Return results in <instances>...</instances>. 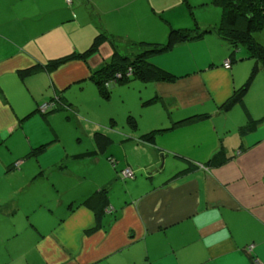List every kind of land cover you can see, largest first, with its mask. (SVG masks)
<instances>
[{"label":"crops","instance_id":"1","mask_svg":"<svg viewBox=\"0 0 264 264\" xmlns=\"http://www.w3.org/2000/svg\"><path fill=\"white\" fill-rule=\"evenodd\" d=\"M107 1L100 0L104 13L89 0H0V154L3 159L16 154L3 162L9 165L0 178L14 174L21 186L31 182L28 186L54 190L46 202L23 207L32 214L33 235L18 258L0 263L264 264L263 71L243 100L225 111L223 103L246 82L253 61L229 58L227 44L215 32L151 58L180 77L174 82L117 84L108 99L90 78L111 59L107 42L86 60L52 71L41 68L84 51L100 31L112 35L122 53L140 39L163 43V16L168 10L180 13L186 0H141L139 6L134 4L140 0ZM89 8L93 14L86 15ZM212 8L200 22L204 28L218 20L220 8ZM127 20L151 29L149 38L128 33ZM205 41L217 54L201 47ZM33 66L39 68L30 76L18 74ZM128 88L136 101L121 99L116 110L111 98ZM54 97L60 102L53 112H59H37ZM201 114L209 117L179 123ZM249 115L254 122L243 133ZM70 121L74 135L63 127ZM153 130V139L143 138ZM97 132L111 139L101 152ZM25 153L36 158L31 176L13 162ZM125 168L132 178L123 177ZM103 189L106 207L97 219ZM10 198V207L0 203L1 216L22 208ZM39 209L47 214L45 223L35 216ZM14 235L0 233V240Z\"/></svg>","mask_w":264,"mask_h":264},{"label":"trees","instance_id":"2","mask_svg":"<svg viewBox=\"0 0 264 264\" xmlns=\"http://www.w3.org/2000/svg\"><path fill=\"white\" fill-rule=\"evenodd\" d=\"M72 1L73 0H71L69 4H72ZM65 2L68 3L66 0ZM211 3L221 9L220 22L215 30L206 28L202 31L199 30L198 27V30L170 27L165 42L140 41L130 43L129 48L131 51L128 53H122L119 50L112 35L100 31L94 37L90 46L84 51H74L67 55L52 59L46 65L40 67L52 71L67 62L86 60L89 56L97 52L102 43L107 42L112 49L111 59L95 70L90 78L96 84L100 96L104 99H108L110 97L111 88L117 84H129L136 80L143 83L174 82L180 77L154 64L151 58L154 55L169 52L176 45L183 42L199 39L205 33L215 32V34L227 44L230 52L229 58H232L235 51L238 50L239 47H242L246 52V55L242 58L251 59L253 61V67L246 82L241 87L237 88L233 95L222 105L225 111L230 110L234 105L243 100L260 69L264 74V45L254 38V34L264 27V0H211ZM38 68L39 66H33L22 69L18 71V74L21 77L30 76L38 70ZM53 99L56 101L55 107L46 113H42L43 116L56 110L57 103H59L60 100L54 97L49 101ZM208 117L209 115L207 114L194 115L183 119L179 123L183 124L195 120H205ZM130 118L131 117L128 118L129 124L135 128L136 123ZM253 122L254 119L249 115L246 123L241 127V131L243 133L248 132ZM156 132L157 130L148 132L143 135V138L151 140ZM94 139L97 150L100 152L111 143V139L101 132L95 133ZM40 148L42 149L43 146L39 147L38 150H40ZM188 170L189 169L180 171L176 176ZM101 192L100 202L102 207L99 205L97 219L101 218L104 211L103 209L106 207L107 189H103Z\"/></svg>","mask_w":264,"mask_h":264},{"label":"rangeland","instance_id":"3","mask_svg":"<svg viewBox=\"0 0 264 264\" xmlns=\"http://www.w3.org/2000/svg\"><path fill=\"white\" fill-rule=\"evenodd\" d=\"M89 1L92 4H94V6L102 8L103 12L105 13V7H104V5H102L100 0H89ZM105 1L108 2L107 0H105ZM189 1L190 2H187V0L185 1V6H184L185 9L184 10L182 9L180 13H179V10H176V11H173V10L169 11L168 10V11H166L167 14L163 16L166 21L163 22V24H162V26H164V28H165V35H164L165 40L163 39L164 41H166L167 34H168L167 31L169 30L170 27H172V28H190V29H197V27H198V29L202 30V31L206 29V28H204L203 25L200 24V22H202L203 18H205V17L208 18V16H210L209 11L211 9L213 10L214 8H212V7H216V6L211 3V0H189ZM145 2H146V0H145ZM138 3L139 4H134V5L139 6L141 4V0ZM199 4H200V6H198ZM88 10H89V12L85 10L86 15H88L89 13L94 11L93 9L91 11L90 8ZM91 14H93V13H91ZM116 14L119 15V17L122 16V13L118 14V12H117ZM220 16H221V9L219 10V15L217 18L218 20L209 21V23H210L209 27L210 28L215 30L218 27L217 23H218V21H220ZM104 17H105V15H104ZM124 23L126 24L125 28H126L127 32L130 33L132 36L137 37V35H141V36H143V38H149V36L152 33V30L146 26H141V27L136 26L137 22H135V21L131 22V21L127 20V22H124ZM120 33H122V32H120ZM254 38L259 43L264 45V27L260 31H258L257 33L254 34ZM116 40L118 43L121 39H116ZM140 40H142V39H140ZM140 40H138L136 42H139ZM144 41H146V40H144ZM122 42H124V41H122ZM147 42H161V40L158 39V40L147 41ZM201 47L207 49L208 51H210V49H211L213 51V53H215V54H217V52H218V49L215 45L208 44L206 41L202 42ZM245 55H246V52H245L244 48L239 47V49L235 51L233 58L235 59V61H239L240 58L244 57ZM245 63H247V62H245ZM234 64H235V62H234ZM118 85H121V84H118ZM122 85H124V86L125 85H131V83L130 84H122ZM128 89H130V88H128ZM91 99H92V97L89 96L88 100L91 101ZM121 99L127 100L131 103V102L136 101L137 95H135V94L133 95V92H131V89H130V92L123 91L120 94H114L113 98H111L110 101L115 105L116 110H117L118 106L120 105ZM57 112H59V111H57ZM57 112H53V113L49 114L48 116L56 114ZM69 116L71 119L74 118V116L72 114H70ZM70 122H71V124H64L63 125V127H66L65 133L68 130L72 131L73 124H72V121H70ZM65 123H67V122H65ZM74 134H75V130H73L70 133V135H74ZM27 153H29V151ZM27 153H25V159L18 160L19 161L18 163H17V161H13V162L16 165V167L24 166L23 168H26L28 170V173H26V174L28 176H31L32 173L30 170L33 166H35L36 158L34 156H31L32 158H30V160H29L28 156L26 158ZM14 156H16V154L14 152L10 153V154L7 153V158L3 159L2 155L0 154V165L2 166V167H0V175L3 173V171L8 170L7 165H9V164L4 165L5 163H3V162L12 161ZM5 160H7V161H5ZM69 180L70 179L66 180L67 184H68ZM30 183L31 182L25 183L26 186H21L20 184H22V179L19 180L17 178V176L14 174L13 175L6 174L2 178H0V203H3L7 207L8 206L10 207L9 202L11 200L10 197H12L16 201V203L18 202L20 207H22L20 209L16 208L15 212L12 213L11 216H1V214H0V233L16 234V235H14V237H12L10 239L0 240V254H1L0 259L9 258V256L14 260L16 258H18L17 255H18L20 249H22L24 247L23 244L28 242L31 239V236L33 235L34 227L32 225L33 224L32 223L33 218L31 217L32 214L28 215L26 213L27 211L23 210V207L35 204L36 200L38 202L39 201L40 202L41 201L46 202L49 197L54 196V190L49 191V187L44 186V185H38L36 183H32L31 186H28V184H30ZM26 215H27V217H26ZM46 215L47 214H46L45 210L39 209L35 216H37L43 223H45V219H47Z\"/></svg>","mask_w":264,"mask_h":264},{"label":"built area","instance_id":"4","mask_svg":"<svg viewBox=\"0 0 264 264\" xmlns=\"http://www.w3.org/2000/svg\"><path fill=\"white\" fill-rule=\"evenodd\" d=\"M68 3L71 2V0H66ZM224 66L229 69L230 68V63L228 61H225L224 63ZM56 105V101L53 99L51 101H47V102H44L42 103L41 105L38 106V111L40 113H46L48 112L49 110L53 109ZM112 161V160H111ZM122 174H123V177L125 178H132L133 177V172L129 169V168H125L123 171H122ZM253 248L252 245H249L247 247V250L248 251H251ZM256 264H263V263H260L259 261L256 262Z\"/></svg>","mask_w":264,"mask_h":264},{"label":"clouds","instance_id":"5","mask_svg":"<svg viewBox=\"0 0 264 264\" xmlns=\"http://www.w3.org/2000/svg\"><path fill=\"white\" fill-rule=\"evenodd\" d=\"M228 62H229V61H228ZM37 112H39V111H38V108H37ZM39 113H40V112H39ZM41 114H42V113H41Z\"/></svg>","mask_w":264,"mask_h":264}]
</instances>
